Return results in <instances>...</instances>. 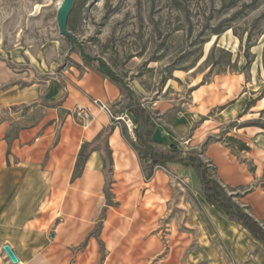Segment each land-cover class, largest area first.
I'll use <instances>...</instances> for the list:
<instances>
[{
    "label": "rangeland",
    "instance_id": "374dc122",
    "mask_svg": "<svg viewBox=\"0 0 264 264\" xmlns=\"http://www.w3.org/2000/svg\"><path fill=\"white\" fill-rule=\"evenodd\" d=\"M62 1L0 0V142H11L23 124L42 120L40 127L45 130L36 150L34 146L21 149L29 143L16 142L6 157L4 147L0 264H13L4 245L15 251L17 264H232L230 244L211 220L225 214L206 205L192 172L155 166L153 174L155 170L161 174L159 182L151 185L153 175L138 181V198L132 205L127 199L130 190L121 192L124 204L114 200L109 190L114 216L107 217L103 208L88 231H82L84 236L74 237L79 243L69 245L54 240L61 216L56 218L60 206L52 202L49 190L42 191L27 217L32 221L14 222L7 210L16 218L28 199L22 198L24 191L7 187L3 192L2 178L9 172L11 177L21 176L13 169L15 156L30 163L35 154L44 161L47 140L53 135L55 141L58 138L66 96L74 91L79 78L98 72L80 53L102 59L126 83L159 128L170 132L168 144L201 155L208 145L219 144L228 150V161L236 160L254 174L255 163L259 166L264 156L259 151L264 145V109L251 110L264 95V0H75L67 23L75 39L59 31L57 15ZM237 74L244 76L248 101L242 113L222 119L220 113L232 102L211 108L203 99L227 92L223 81ZM211 83L215 89L201 90L198 104L193 103L192 91ZM119 87L121 98L109 107L114 122L133 139L122 121L127 113L122 106L126 90ZM69 114L79 118L77 108ZM184 116L195 122L181 133L174 125ZM50 119L60 125L53 126ZM246 127L261 129L259 144L242 134ZM197 128L206 134L205 140L190 149ZM229 137L244 143L249 151H239V144ZM139 158L146 173L147 157L139 152ZM213 165L226 195L240 207L239 199L246 190L264 193V164L261 173L240 186L226 184ZM3 195L10 204L4 209Z\"/></svg>",
    "mask_w": 264,
    "mask_h": 264
},
{
    "label": "crops",
    "instance_id": "0c3cea01",
    "mask_svg": "<svg viewBox=\"0 0 264 264\" xmlns=\"http://www.w3.org/2000/svg\"><path fill=\"white\" fill-rule=\"evenodd\" d=\"M243 84L244 76L239 74L229 76V81H223L222 84L228 93L218 91L215 96H210L209 99L205 98L203 100L211 108L221 106L227 101L232 102L222 110L220 117L222 119H233L242 113L248 101L247 93L243 92ZM206 88H211L213 91L215 89L214 83L193 90L191 93L193 103L198 104L199 101H196V99L200 91ZM119 98H121L119 85L99 72L86 73L76 81L74 91L69 92L62 103V109L65 113L58 138L55 141V135H53L47 140L48 146L44 161H41L40 155L36 156L35 154L33 155V162L30 163L21 162V159L15 156L17 165L13 169H15V172L21 173V176L19 178L11 177L10 172L8 175L3 174V192L7 190V187L12 190L24 191L22 198L28 199L23 212L18 214L16 218L11 216V213L7 210L9 220L10 217H12L11 220L14 222L18 219L26 220L34 210V206L41 197L42 191L48 189L49 194L52 196V202H55L54 204L58 202L60 206L56 218L61 216V219L53 235L54 240L64 245L79 243V241H73L74 237L81 239L84 236L82 231H88L89 223L101 213L103 208L106 207L105 211L109 218H112L114 213H116L115 208L106 206L105 201L104 160L106 154L111 159L110 190L114 195V200L124 204L121 192L130 190V196L127 198L130 200L128 203L132 205L136 202L139 192L138 188L140 187L138 181L145 180V165L139 158V152L135 146V138L132 139L126 129L120 127L106 112L101 111L96 105L92 104L93 100H97L102 104L111 106ZM234 99L235 101H233ZM77 107H85L90 113L91 120L86 128L83 127V121L80 117L76 119L72 114H69L73 108ZM253 109H264V98L257 101L255 106L251 108V110ZM70 118H72V122ZM41 121L34 123L35 125L31 128L18 131L16 137L11 139L10 146L7 145V142H0V164L4 161L3 150L5 146L7 149L9 147L10 154L16 142L19 145L24 142L29 143L21 146V149L34 146L36 150V146L42 142L45 131L43 130L42 132ZM50 121L53 126L57 125V121H54V119H50ZM193 122H195V119L184 116V118L178 119L174 127L178 132L186 133ZM59 125L58 123L57 127ZM250 129V127L242 129L244 130L242 134L251 138L253 143H258L261 129L256 128L254 131ZM107 131L109 133L105 137L104 135ZM167 131L160 129L157 125V130L153 135L154 140L167 143L170 140V137H168L170 132L168 133ZM205 136L206 134H201L200 128H197L190 139V149L201 145L205 140ZM260 147L259 151L264 155V145ZM85 151H88V155L80 175L73 179V174L77 170L79 162V153ZM227 153L229 154L225 147L212 143L206 147L204 154L201 155L204 160L215 163L218 167L219 176L226 184L245 185L250 183L257 176V173H261L264 156L258 161L259 166L255 163V173L251 174L247 169L241 167L236 160L228 161ZM20 165L22 167L19 168L18 166ZM164 166L167 168H181L172 164ZM181 170L182 172H191L182 168ZM160 177L161 174L155 170L152 177L153 180L152 182L150 180L149 183L151 182V185L154 186L159 182ZM218 181L223 185L219 177ZM132 183L135 184L131 186ZM147 184L144 183V185ZM19 197L21 198V195ZM5 198L6 195H3L2 209L6 208V205L7 207L10 205L9 202L5 201ZM239 200V204L242 207H247L249 213L256 220L264 222V193L254 190L245 194ZM16 203L14 201V205ZM206 205L211 208L207 203ZM216 217L217 219L211 217V220H215L219 233L230 244L232 264H264V251L259 248L258 243L253 240L245 229L229 221L225 215ZM27 221L32 220L27 219ZM33 221H36V219ZM69 231L71 232L68 233ZM80 232L81 234L79 235ZM13 252L15 254V251Z\"/></svg>",
    "mask_w": 264,
    "mask_h": 264
},
{
    "label": "trees",
    "instance_id": "16d2710c",
    "mask_svg": "<svg viewBox=\"0 0 264 264\" xmlns=\"http://www.w3.org/2000/svg\"><path fill=\"white\" fill-rule=\"evenodd\" d=\"M80 56L85 63L94 65L100 74L119 84L123 89L126 90V95L123 99L122 106L136 126L133 132L136 149L138 152H142L148 160L145 180H148L152 177L154 168L157 165L164 166L167 164H172L177 165L184 170H190L199 183L205 202L208 205L221 210L229 221L236 223L245 229L253 238V240L258 243L259 247L264 251V223L256 220L247 212L246 208L240 207L226 195L225 187L215 176L216 168L213 163L211 161L204 160L201 156V153L196 151L182 150L174 144L155 141L153 135L157 130V125L153 120L152 114L137 100L133 92L127 87L126 83L117 77L102 59L89 57L83 53H80ZM262 98H264V95H262L259 100ZM254 103V100L250 102V107L253 106ZM34 125L35 124L21 125L17 128L16 134L13 138L16 137L18 131L31 128ZM108 133L109 131H107L104 136L106 137ZM229 140L235 141L239 144V151H249V148L244 143L239 142L232 137H229ZM6 142L7 145L10 146V141L6 140ZM9 154L10 149L8 147L6 151V157H8ZM87 155L88 151L79 153V162L77 164V170L73 174V179L80 175ZM104 162V193L106 198V206H111L112 204L108 199L110 190L109 186L111 183V159L108 154H106ZM248 192L250 191L246 190L244 194Z\"/></svg>",
    "mask_w": 264,
    "mask_h": 264
},
{
    "label": "water",
    "instance_id": "95a60500",
    "mask_svg": "<svg viewBox=\"0 0 264 264\" xmlns=\"http://www.w3.org/2000/svg\"><path fill=\"white\" fill-rule=\"evenodd\" d=\"M75 0H63L62 4L59 8L58 15H57V25L59 28V31L61 35L63 36H71L72 39H75L74 36L70 34V32L67 30V23H68V17L70 14V11L73 7ZM3 251L7 255V257L10 259V261L13 264L18 263V259L12 249L8 245L3 246Z\"/></svg>",
    "mask_w": 264,
    "mask_h": 264
},
{
    "label": "built area",
    "instance_id": "2783aa9c",
    "mask_svg": "<svg viewBox=\"0 0 264 264\" xmlns=\"http://www.w3.org/2000/svg\"><path fill=\"white\" fill-rule=\"evenodd\" d=\"M92 104L96 105L101 111L106 112L112 120L115 119L109 106L102 104V103L98 102L97 100H93ZM77 115L83 121V127L86 128L88 126V122L91 120V116H90V113L88 112V110L85 107H77ZM122 121L124 122V124L128 128V130L131 133H133L136 126L133 123L132 119H130V117L127 113H125V117H124V119H122Z\"/></svg>",
    "mask_w": 264,
    "mask_h": 264
}]
</instances>
